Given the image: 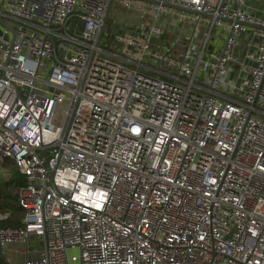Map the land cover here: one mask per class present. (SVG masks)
I'll return each instance as SVG.
<instances>
[{
    "label": "built area",
    "instance_id": "built-area-1",
    "mask_svg": "<svg viewBox=\"0 0 264 264\" xmlns=\"http://www.w3.org/2000/svg\"><path fill=\"white\" fill-rule=\"evenodd\" d=\"M111 1L0 0V170L25 179L0 253L264 264V17L249 0Z\"/></svg>",
    "mask_w": 264,
    "mask_h": 264
},
{
    "label": "trees",
    "instance_id": "trees-1",
    "mask_svg": "<svg viewBox=\"0 0 264 264\" xmlns=\"http://www.w3.org/2000/svg\"><path fill=\"white\" fill-rule=\"evenodd\" d=\"M9 174V178H6L5 175ZM24 176L15 168H9L7 171H0V209L2 210H12L14 215L22 214L23 210L16 204H11V202L16 201V196L12 194L9 189L20 188L24 186ZM7 208V209H6ZM21 216V217H22ZM20 224L15 221H6L2 223L4 227H17ZM0 264H7L0 254Z\"/></svg>",
    "mask_w": 264,
    "mask_h": 264
},
{
    "label": "crops",
    "instance_id": "crops-1",
    "mask_svg": "<svg viewBox=\"0 0 264 264\" xmlns=\"http://www.w3.org/2000/svg\"><path fill=\"white\" fill-rule=\"evenodd\" d=\"M248 5H249V7H251V9H249L251 12H253L255 15L264 17V4H262V3L261 4L254 3L253 1L249 0ZM9 168H13V167H7V168H5L3 170H0V171L1 172L7 171ZM5 177L6 178H9V174H6ZM18 189L19 188H14V187H12V188L9 189V191L16 196V201L15 202H11V204H15V205L17 204V190ZM0 211H2V212H8V211H10L11 218L9 220L15 221V222H18V223H19V220L21 219V216H22V214L14 215V213H13L12 210H3V209L1 210L0 209ZM9 220H7V221H9ZM4 222H6V221H3L2 223H4ZM16 249H17L16 247H10L9 250H8V254L6 256H4V255H2L0 253L1 256H2V258L5 260V262L7 264H18V263H16V261H14V257L13 258L11 257L13 255V252L16 251ZM20 260L22 261L21 264H23L24 259L22 258V256L20 257Z\"/></svg>",
    "mask_w": 264,
    "mask_h": 264
},
{
    "label": "rangeland",
    "instance_id": "rangeland-1",
    "mask_svg": "<svg viewBox=\"0 0 264 264\" xmlns=\"http://www.w3.org/2000/svg\"><path fill=\"white\" fill-rule=\"evenodd\" d=\"M114 11H115V13H114ZM119 11H121V9H117V10H113L112 11L113 14H112L111 18L113 19L114 22H119L118 19H121V20L123 19L120 15H118V12ZM126 19L128 20L129 17H126ZM62 109H64V107L63 108L62 107H59L58 110H57L56 120H55V124L57 126H61L63 124V121H64V119L61 117V114H60V112H61ZM31 246L34 247V248H36V249L42 250V249H44V242H37L36 244L33 243ZM71 254L72 255L79 256L80 255V252L79 251H75L74 253H71ZM11 257L12 258L14 257V261H16V263H18V264H21L22 263V261L20 260V257H21L20 256V253L13 252V255Z\"/></svg>",
    "mask_w": 264,
    "mask_h": 264
},
{
    "label": "water",
    "instance_id": "water-1",
    "mask_svg": "<svg viewBox=\"0 0 264 264\" xmlns=\"http://www.w3.org/2000/svg\"><path fill=\"white\" fill-rule=\"evenodd\" d=\"M113 1V0H112ZM112 1H111V4H112ZM111 7V6H110ZM110 7H109V9H108V11H107V14H106V16H105V20H104V25H105V23L107 22V19H108V16H109V13H110ZM1 23L5 26V24L3 23V21L1 20ZM104 25H103V27H102V29H101V33H100V36L99 37H101V35H102V33H103V28H104ZM6 27V26H5ZM12 34H13V36L15 37V32L14 31H12ZM2 35V31H1V29H0V36ZM4 39L5 40H8V38L7 37H4ZM14 41V39L12 40V42Z\"/></svg>",
    "mask_w": 264,
    "mask_h": 264
}]
</instances>
